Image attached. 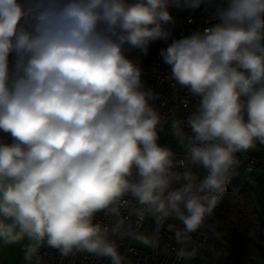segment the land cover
<instances>
[{"label":"clouds","instance_id":"9594fccd","mask_svg":"<svg viewBox=\"0 0 264 264\" xmlns=\"http://www.w3.org/2000/svg\"><path fill=\"white\" fill-rule=\"evenodd\" d=\"M202 6L204 25L173 36L170 9ZM161 41L165 80L194 101L183 113L143 78ZM259 147L264 0H0V248L21 264H45L42 249L125 264L117 239L158 246L133 216L187 239Z\"/></svg>","mask_w":264,"mask_h":264},{"label":"built area","instance_id":"2783aa9c","mask_svg":"<svg viewBox=\"0 0 264 264\" xmlns=\"http://www.w3.org/2000/svg\"><path fill=\"white\" fill-rule=\"evenodd\" d=\"M205 7L202 6L201 9L195 11L170 9L175 19L173 36L187 35L195 27L204 25L208 15ZM164 46L162 41L154 42L148 55L141 58L146 73L143 78L147 86L161 94L162 100L158 104L163 105L160 108L162 113L170 114L169 109L172 108H178L180 113H183L191 107L194 101L188 97L186 90L179 87L174 88L170 82L165 80V69L160 65L158 56V49ZM165 101H167L166 104H164ZM160 136L162 145L170 146L178 155H183V147L179 146L175 138L170 135L167 125H165V130L161 132ZM239 159L241 163L236 168V175L230 180L229 186H241L245 174L248 172L259 177L264 174V151L260 148L249 151L247 154H239ZM100 218L103 219L102 216ZM130 224L133 231L139 228L141 233L155 239L158 246L153 249L130 236L122 241L117 239L120 251L125 257V264H253L211 234L207 228L192 233L187 239L181 237L178 240L176 232L183 226L175 220L169 219L163 225H159L151 217L138 222L133 216L130 219ZM41 251L44 253L45 264H106L104 259L87 254L77 253L73 257L64 258L58 252L50 249H42Z\"/></svg>","mask_w":264,"mask_h":264},{"label":"trees","instance_id":"16d2710c","mask_svg":"<svg viewBox=\"0 0 264 264\" xmlns=\"http://www.w3.org/2000/svg\"><path fill=\"white\" fill-rule=\"evenodd\" d=\"M259 148L264 151V147ZM208 223L211 234L216 237L219 233L220 240L249 261L253 262L250 255L253 249L264 254V219L257 212L247 186H229Z\"/></svg>","mask_w":264,"mask_h":264},{"label":"rangeland","instance_id":"374dc122","mask_svg":"<svg viewBox=\"0 0 264 264\" xmlns=\"http://www.w3.org/2000/svg\"><path fill=\"white\" fill-rule=\"evenodd\" d=\"M247 186L253 199L254 206L264 219V174L254 176L248 172L242 181L241 187ZM22 253L18 248H0V264H20Z\"/></svg>","mask_w":264,"mask_h":264}]
</instances>
